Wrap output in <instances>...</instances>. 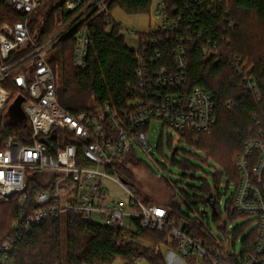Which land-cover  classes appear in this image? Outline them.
Listing matches in <instances>:
<instances>
[{"label":"built area","instance_id":"1","mask_svg":"<svg viewBox=\"0 0 264 264\" xmlns=\"http://www.w3.org/2000/svg\"><path fill=\"white\" fill-rule=\"evenodd\" d=\"M109 1H68L66 13L84 6L57 34L36 42L29 32V23L41 0H0V7L20 15L17 21L0 23V123L6 108L20 97L23 99L20 111L29 126V131L21 137L8 136L0 149V200L18 197L21 206L12 235L0 243V264H15L11 249L32 228L44 220H58L69 213L120 229L124 231V239H128L131 222L138 220L144 230L167 232L165 247L172 250L174 245L172 251L180 258L195 256L206 264H231L228 254L234 252L230 249L209 247L191 237L169 219L166 206L143 204L135 196V184L119 169L136 148L145 155L150 154L153 147L149 144L148 127L153 121L183 136L208 132L216 123L213 95L202 88L187 90L186 87V43L193 41L191 31L189 28L180 31V19H171L162 1L157 3L154 12L157 24L147 33H131L138 43L135 71L138 98L120 109L105 103L93 111L75 114L58 102L56 93L60 83L56 69L49 65L52 59L48 52L56 44L60 45L63 35L89 14L102 13L108 18ZM123 32L121 28L122 35ZM88 34L86 28H81L74 37L73 65L79 69L86 65ZM169 40L174 41L166 50L170 61L160 51ZM245 68L246 62L240 69ZM249 71L248 68L247 73ZM248 87L255 90L252 78L248 80ZM190 140L195 141V138L191 136ZM20 141L28 144L23 146ZM255 153L258 155L256 163L250 166L249 160ZM234 164L239 176L233 195L234 209L255 219L258 234L254 252L246 256L242 264H264V184H261L264 142L248 141L243 152L235 157ZM28 181L44 188L34 194L37 209L31 215L22 208L26 203L24 192ZM107 181L127 193V208L108 197ZM139 263L136 257L127 264Z\"/></svg>","mask_w":264,"mask_h":264},{"label":"trees","instance_id":"2","mask_svg":"<svg viewBox=\"0 0 264 264\" xmlns=\"http://www.w3.org/2000/svg\"><path fill=\"white\" fill-rule=\"evenodd\" d=\"M68 1L70 0H41L40 7L32 14L29 23V32L36 42L53 37L84 6L66 13L65 5ZM162 2L171 19H180V31L189 28L193 37L192 43H186L187 90L202 88L213 95L215 103V125L208 132L191 134L195 141L190 140V135L185 137H189V145L202 152V160L211 159L222 171L213 175L212 187L208 186L206 178L199 179L202 187L193 188L195 193L192 195L177 188L178 194L173 193L167 206V216L177 227L205 245H217L223 251L230 249L234 253L228 254V261L231 264H242L244 258L255 249L258 235L256 227L245 235L246 228L250 223L255 224V219L235 227L231 233L227 231L235 221L249 218L237 213L233 205V195L239 184L235 157L243 152L248 141L264 142V0ZM150 5L151 0H110L108 18L102 13L93 12L63 35L59 45L61 85L56 94L58 102L68 112L75 114L93 111L105 103L120 109L128 101L139 97L135 75L138 67L137 52L125 44L121 26L112 19L111 14L118 8L127 15L146 13L150 16ZM19 19V14L4 6L0 7V23ZM81 28H86L90 36L84 69L73 65L74 37ZM173 43L174 41L169 40L160 48L168 61L170 55L166 50ZM239 60L246 62L245 69H240L242 63L238 64ZM49 65L54 69L55 60L52 59ZM248 68L250 71L247 73ZM249 78L256 84L254 91L248 87ZM28 131L29 126L23 116L5 121V125L0 127V149L8 136L21 137ZM21 144L25 146L28 143ZM177 152L176 149H171V155L176 156ZM257 156L256 153L251 155L250 166H254ZM123 161L119 169L128 179H132L131 172L141 165V161L131 153ZM175 163L183 171L196 172L197 168L187 157ZM223 178L226 180L225 191L229 185L233 188L224 208L218 201V197L222 196L220 182ZM252 181L256 184L253 177ZM261 184H264V173ZM165 186L171 188L167 182ZM42 189L44 188L37 183L28 181L24 192L26 203L22 206L28 215L37 209L34 194ZM182 205L185 212L181 209ZM199 205L204 207L203 211H199ZM0 207L4 208L1 213L3 215L0 216L2 243L12 235L21 206L18 204V197H13L9 201L0 200ZM209 213L224 235L223 239L212 235L207 218ZM81 218L80 215L69 213L58 220H44L32 228L29 234L16 241L11 249V259L15 264H113L117 259L122 264H127L138 257L148 264H168L160 250L165 247L167 232L144 230L137 220L131 222L132 229L127 231L128 240L124 239V231L120 229ZM136 240L149 246L141 245ZM239 240L241 248L239 252H235V243ZM172 247L174 250V245Z\"/></svg>","mask_w":264,"mask_h":264},{"label":"rangeland","instance_id":"3","mask_svg":"<svg viewBox=\"0 0 264 264\" xmlns=\"http://www.w3.org/2000/svg\"><path fill=\"white\" fill-rule=\"evenodd\" d=\"M160 1L162 0H151L150 16L146 13H144V15H127L118 8L113 10L111 14L112 19L123 29L125 44L130 47L131 50L136 51L138 46L137 39L133 34L147 33L157 24V21L154 18V12L156 10L157 3ZM48 57L55 60V69L61 85V53L60 46L58 44H56L54 48L48 52ZM11 104L8 108H10ZM8 108L5 110L4 117L9 111ZM5 121L9 122L10 119L5 118V120H3L2 118L0 127H2ZM148 133L150 136L149 144L153 148L149 155L143 154L138 148L135 149L132 155L141 161V165L132 170V174L130 175V178L132 179H129L133 184H135L136 198H138L143 204L150 206L158 203L167 207L173 198V193L178 194V189L192 195L195 193L193 188H201L202 183L199 179L206 178L208 186L212 187V177L215 172H220L221 168L211 159L208 161L202 160L204 159L202 152L196 147L188 144L187 139L189 137L180 135L177 132L175 133L174 130H166L163 128L162 123L157 121H153L150 124L148 127ZM171 149H176L178 151L176 156L171 155ZM185 157H187L190 163L197 168L195 174L193 172L183 171L175 163L181 162ZM165 182L170 185V189L165 186ZM175 183L177 185H175ZM105 185L108 189V197L113 202L121 203L122 206L127 208L129 204V197L127 193L109 181L105 182ZM220 185V192L222 196L218 197V201L221 203V207L224 208L227 200L232 194L233 188L232 185H229L228 190L225 191L226 189L224 187L226 186V180L224 178L221 180ZM198 208L199 211L204 210L202 205H199ZM181 209L183 212L186 211L183 205L181 206ZM3 210L4 208L0 207V216L3 215L1 214ZM207 218L212 235L223 239L224 235L218 230L217 223L212 219L210 213L207 215ZM253 219L254 218L249 217L246 220L235 221L227 232L231 233L232 229L235 227L243 224L244 222L253 221ZM97 220L100 221V219ZM254 228L255 224L250 223L245 230L246 234H244L247 235ZM240 248L239 240L235 243V252H239ZM160 250L166 261H168V264H204L203 260L195 256L180 258L175 255L172 250L166 247H161ZM113 264H120V259H117ZM139 264L148 263L143 259Z\"/></svg>","mask_w":264,"mask_h":264},{"label":"water","instance_id":"4","mask_svg":"<svg viewBox=\"0 0 264 264\" xmlns=\"http://www.w3.org/2000/svg\"><path fill=\"white\" fill-rule=\"evenodd\" d=\"M22 101H23V99H21L20 97H19V99L15 100L14 103L12 104V106L9 108V113H12L14 111H20V105H21ZM172 156H174V154H172Z\"/></svg>","mask_w":264,"mask_h":264},{"label":"flooded vegetation","instance_id":"5","mask_svg":"<svg viewBox=\"0 0 264 264\" xmlns=\"http://www.w3.org/2000/svg\"><path fill=\"white\" fill-rule=\"evenodd\" d=\"M23 115L21 114L20 111H14L12 113H8L7 115V118H9L10 120H13V119H17V118H20L22 117Z\"/></svg>","mask_w":264,"mask_h":264},{"label":"crops","instance_id":"6","mask_svg":"<svg viewBox=\"0 0 264 264\" xmlns=\"http://www.w3.org/2000/svg\"><path fill=\"white\" fill-rule=\"evenodd\" d=\"M134 241H135V240H134ZM136 241H137V243H140L141 245H143V244H144V245H145V246H147V247L149 246V245H147V243H145V242L143 243V242H142V241H140V240H136ZM142 243H143V244H142ZM174 254H175V253H174ZM120 264H122V262H121V261H120Z\"/></svg>","mask_w":264,"mask_h":264}]
</instances>
